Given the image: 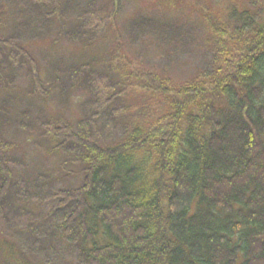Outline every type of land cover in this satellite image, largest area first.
<instances>
[{"label": "trees", "instance_id": "16d2710c", "mask_svg": "<svg viewBox=\"0 0 264 264\" xmlns=\"http://www.w3.org/2000/svg\"><path fill=\"white\" fill-rule=\"evenodd\" d=\"M255 1L228 8V32L203 21V31L186 25L181 38L175 29L161 36L154 20H131L134 41L155 32L174 53L166 50L163 60L174 65L187 53L194 63L188 85L162 89L169 113L148 126L145 113L128 111L130 86L168 84L166 65L154 72L159 60L132 62L128 75L115 61L101 71L97 58L40 74L28 48L53 30L56 39L95 45L123 15L121 0H0V30L3 19L14 21L10 32L0 31V227L8 219L25 223L23 244L32 254L38 250L25 243L29 237L40 252L57 240L70 250L54 262L50 250L40 264H264V17ZM210 32L219 34L200 45ZM72 92L86 94L78 118L19 104L59 96L66 105ZM34 147L59 157L55 171L77 169L79 183L52 193L58 173H21L23 150ZM15 246L21 253L19 240Z\"/></svg>", "mask_w": 264, "mask_h": 264}, {"label": "rangeland", "instance_id": "374dc122", "mask_svg": "<svg viewBox=\"0 0 264 264\" xmlns=\"http://www.w3.org/2000/svg\"><path fill=\"white\" fill-rule=\"evenodd\" d=\"M102 1L103 0H101V2ZM251 1L252 0H121L122 5L120 6V11L123 15L114 23L116 25L108 29V32H106L102 40L95 45L86 48L79 43H69L65 38L56 39V37L54 38L56 31L53 30V35L50 37L48 36L41 40L29 42L28 48L30 52H32L34 58L37 59L36 61L41 69L40 74L52 72L53 66L56 68L60 65L61 68H65L68 65L83 63L90 59L97 58L99 62L96 64V68H99L101 71L108 72V69H112V62L115 61V64L125 67L126 74L128 75L134 68L132 62L137 63L140 62V60L146 59L159 60L163 63V66L161 63L154 72L160 74L165 69L164 65H166V69L163 72L171 78L164 82L168 84L162 83V88H160L158 84V86H155V90L139 88L133 90L132 86H130V98L128 100L129 102L130 99L133 100V105L132 103L129 105L128 111L132 112L133 115L135 112L145 113L141 116V120L150 126V124L154 125L163 120L169 113V106L172 100L170 97L169 101V93L162 89L167 88L168 90H172L188 85V74L191 68H193L192 66H194V63H191V56L187 53L174 65L163 60L162 54L165 53L166 50L167 52L165 54L167 56H173L174 53L171 52V45L166 43L167 41L162 42V37H160V40L155 38V32L147 34L145 40L134 41L130 32L131 20L136 18L154 20L151 22V25L154 26L157 31H159L158 29L162 30V33H160L161 36L175 29L174 31L172 30L171 34L173 36L178 35V37L181 38L180 30L186 25H190L198 32L203 31L208 27L203 24V21L206 25L216 22L215 24L222 25L225 31L228 32V30H230L229 26L233 25V22L229 20L228 8L237 5L240 10L249 9L251 7ZM257 4L256 2L254 8H259L260 6L262 10L261 15L264 17V0H259V6ZM7 10L11 9L7 7ZM9 14H11L10 11L6 15L8 16ZM213 18L216 21H213ZM13 24L14 21L10 19L4 21L3 19L2 30H0L1 33L10 32ZM205 34H203L201 38L200 45L205 44L207 41L210 43L219 33L210 32ZM182 41L184 42L185 40L182 39ZM179 49H182V47ZM59 58H62V61H59ZM122 59H126L127 61L122 63ZM102 60L106 61L105 65H103ZM110 61V67L107 68L106 65L109 64ZM120 72L122 73V71ZM19 78L22 83L18 82V84L24 89V87L28 86L29 79L25 74L20 75ZM71 94L72 102L66 103V105L62 101H59V96H54L52 99L37 96L28 97L19 104L24 107L28 106V108L35 113V110L40 108L38 106H42L47 107L48 110L54 112L55 115L64 114L67 117L71 115L78 118L81 115V111L78 109V103L81 98L82 100L85 99L86 94L83 92H81L82 96L80 92H76L75 95L73 92ZM48 100H52V102H48ZM58 108L60 109L59 111H57ZM19 109L21 108H18L17 111H21ZM23 151L29 154H27V164L20 169L21 173H26L28 177L32 176V172H35L36 175L37 171L43 173L46 171H51L54 174L58 173L59 179L55 181L56 183L51 189L52 193L70 185V182L79 183V179L77 178L79 173H77V169L75 170L73 167L62 165L61 167L68 168V171H55L56 168L59 167L58 162L60 163L58 156L51 153L48 154L45 150L43 151L37 147H34L33 150L28 149ZM27 168L30 169V171L26 172ZM32 203L31 200H20L17 205L29 208L32 207ZM8 221L9 224L4 223V225L0 227V264H23L27 262V258L36 259L40 264L41 260L48 255L50 250L53 257H51V260L54 262L57 261L54 259L55 254L59 251L64 252V250H67V252L70 253V250L65 249V246L58 240L50 248H47L46 252H40L35 245V237H29L26 239L25 243L27 245L31 243V245L38 250L36 253L32 254V251L27 250L23 244V235L26 232V229H24L25 226L23 225L26 224L23 223V225H21L17 221H14V219H8ZM18 240L23 245L21 253L16 252L13 248L16 247L15 244ZM74 262L78 263V260L75 259Z\"/></svg>", "mask_w": 264, "mask_h": 264}]
</instances>
